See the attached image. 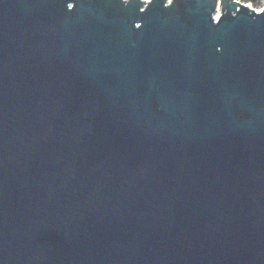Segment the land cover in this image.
<instances>
[{
    "label": "water",
    "instance_id": "95a60500",
    "mask_svg": "<svg viewBox=\"0 0 264 264\" xmlns=\"http://www.w3.org/2000/svg\"><path fill=\"white\" fill-rule=\"evenodd\" d=\"M0 264H264V6L0 0Z\"/></svg>",
    "mask_w": 264,
    "mask_h": 264
},
{
    "label": "trees",
    "instance_id": "16d2710c",
    "mask_svg": "<svg viewBox=\"0 0 264 264\" xmlns=\"http://www.w3.org/2000/svg\"><path fill=\"white\" fill-rule=\"evenodd\" d=\"M241 2L250 4L252 8H260L264 3V0H239Z\"/></svg>",
    "mask_w": 264,
    "mask_h": 264
},
{
    "label": "built area",
    "instance_id": "2783aa9c",
    "mask_svg": "<svg viewBox=\"0 0 264 264\" xmlns=\"http://www.w3.org/2000/svg\"><path fill=\"white\" fill-rule=\"evenodd\" d=\"M144 2H147V1H149V0H143ZM247 4V3H246ZM250 7H251V5L250 4H248ZM263 6H264V4L260 7V8H252L254 11H256V12H258V11H261L262 10V8H263Z\"/></svg>",
    "mask_w": 264,
    "mask_h": 264
},
{
    "label": "rangeland",
    "instance_id": "374dc122",
    "mask_svg": "<svg viewBox=\"0 0 264 264\" xmlns=\"http://www.w3.org/2000/svg\"><path fill=\"white\" fill-rule=\"evenodd\" d=\"M263 4V3H262Z\"/></svg>",
    "mask_w": 264,
    "mask_h": 264
}]
</instances>
